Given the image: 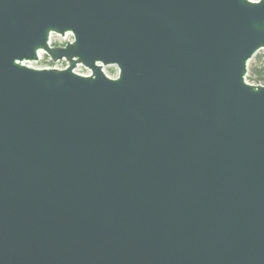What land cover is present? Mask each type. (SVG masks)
Masks as SVG:
<instances>
[{
    "label": "water",
    "instance_id": "obj_1",
    "mask_svg": "<svg viewBox=\"0 0 264 264\" xmlns=\"http://www.w3.org/2000/svg\"><path fill=\"white\" fill-rule=\"evenodd\" d=\"M261 49L264 0H0V264H264Z\"/></svg>",
    "mask_w": 264,
    "mask_h": 264
},
{
    "label": "built area",
    "instance_id": "obj_2",
    "mask_svg": "<svg viewBox=\"0 0 264 264\" xmlns=\"http://www.w3.org/2000/svg\"><path fill=\"white\" fill-rule=\"evenodd\" d=\"M68 40L69 42L73 41V35L70 32L65 33L63 36L59 34H51L48 40V44L51 47L54 46H64ZM27 65L34 67V68H57V69H64L68 66V63L65 59L52 61L49 56H47L44 52L38 53V60L34 62H27ZM74 72L82 75H88L90 73L89 70L85 69L81 65H77L74 69ZM109 77H116L117 71L113 75H109L105 73Z\"/></svg>",
    "mask_w": 264,
    "mask_h": 264
},
{
    "label": "trees",
    "instance_id": "obj_3",
    "mask_svg": "<svg viewBox=\"0 0 264 264\" xmlns=\"http://www.w3.org/2000/svg\"><path fill=\"white\" fill-rule=\"evenodd\" d=\"M246 78L251 83L264 84V53L255 54L250 60Z\"/></svg>",
    "mask_w": 264,
    "mask_h": 264
},
{
    "label": "rangeland",
    "instance_id": "obj_4",
    "mask_svg": "<svg viewBox=\"0 0 264 264\" xmlns=\"http://www.w3.org/2000/svg\"><path fill=\"white\" fill-rule=\"evenodd\" d=\"M264 53V49L259 50L256 54H262ZM104 72L113 75L116 73L117 69L114 66H108L103 68Z\"/></svg>",
    "mask_w": 264,
    "mask_h": 264
}]
</instances>
